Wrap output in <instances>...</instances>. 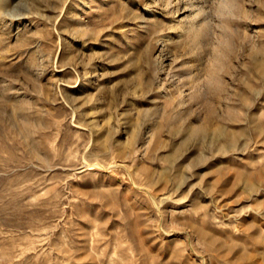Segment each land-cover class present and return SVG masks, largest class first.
Here are the masks:
<instances>
[{"label":"rangeland","instance_id":"obj_1","mask_svg":"<svg viewBox=\"0 0 264 264\" xmlns=\"http://www.w3.org/2000/svg\"><path fill=\"white\" fill-rule=\"evenodd\" d=\"M0 264H264V0H0Z\"/></svg>","mask_w":264,"mask_h":264}]
</instances>
